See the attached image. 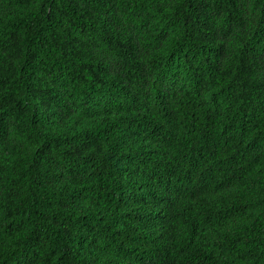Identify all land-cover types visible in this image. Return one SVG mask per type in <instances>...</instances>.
<instances>
[{"label":"trees","instance_id":"trees-1","mask_svg":"<svg viewBox=\"0 0 264 264\" xmlns=\"http://www.w3.org/2000/svg\"><path fill=\"white\" fill-rule=\"evenodd\" d=\"M0 264H264V0H0Z\"/></svg>","mask_w":264,"mask_h":264}]
</instances>
